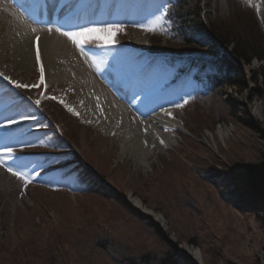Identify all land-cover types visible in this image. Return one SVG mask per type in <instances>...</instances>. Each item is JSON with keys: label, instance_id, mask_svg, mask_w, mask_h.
Listing matches in <instances>:
<instances>
[{"label": "rangeland", "instance_id": "obj_1", "mask_svg": "<svg viewBox=\"0 0 264 264\" xmlns=\"http://www.w3.org/2000/svg\"><path fill=\"white\" fill-rule=\"evenodd\" d=\"M75 1L82 3L86 0ZM87 1L90 2L88 9L104 5L107 12L118 11L120 15L113 22L120 23L121 30L96 32L80 38L92 49L108 54L103 65L95 56L82 54L71 40L55 31L57 25L34 22L12 0H0V9L9 14L16 24L27 25V30L33 35L56 33L67 41L70 48L68 71L72 78L47 82L44 75L47 90L44 101L56 97L54 100L59 104L58 107L66 110L60 113L63 120L74 127L80 139L83 137L81 149H77V152L95 171L85 168L89 176L94 177L95 182L107 186L116 198L120 195L124 199L128 198L129 202L132 198L140 199L154 214H160L165 222L161 224L154 218L133 214L115 200L82 194L83 185L76 174L66 176L64 170L46 171L52 166L47 161L48 157L27 155L25 164L28 167L23 170L32 176L27 187L0 166V245L7 246L6 250L15 255L14 259V255L12 257V254L5 252L8 261L20 264L19 259L23 258L17 255L22 249L19 242L25 241L39 247L40 253L36 254L38 264H145L144 259L153 261V264H163L170 249L181 256L179 264H262L264 203H249L250 191L239 177L247 167L264 159V62L256 59L250 65L237 62L243 75V85L225 86L216 112L212 114L207 108L204 113L213 120L210 127L195 133L192 130L196 126L192 118L194 108L192 106L184 110L183 100L188 96L182 89L187 87H183L179 81L165 92L161 89L162 82L175 70L174 65L154 59L138 72L117 63L123 51L114 48L113 42L118 41L111 40L115 35L124 37L126 47L136 50H145L152 44L149 34H145L139 25L158 17V0ZM119 1H122L121 6ZM248 1L249 5L251 0ZM202 2L204 12L209 13L211 9L206 5L207 0ZM75 4L67 12H75ZM242 14L243 19H251L249 9H242ZM256 23L258 29L263 27V22L257 17ZM80 26L72 30H78ZM49 27L53 29L51 32L48 31ZM8 28L9 23L2 20L0 72L19 83L39 85V62H35L31 69L15 62L12 48L5 39ZM212 43L216 46L221 44L215 38ZM109 49L113 50L115 63L110 61ZM227 50L229 57L232 56L235 61L231 48ZM137 59L139 62L145 61L142 56ZM104 73L111 76L114 84L104 77ZM138 76L144 81L139 87L144 88L137 92V96L143 98L137 103L133 99V84ZM7 82L5 79L0 81V108L17 97L22 100L19 106L0 111V124L6 123L8 118H19L21 112L37 116L30 100L25 97L32 94L27 89H17L11 83L10 88ZM188 86H194L191 79ZM103 101L109 107H116L117 104L125 106L131 120H144L147 117L137 113L133 107L149 109L159 104L152 113L170 109L183 129L174 130L175 142L171 146H145L147 166L136 164L130 156L120 160L118 136L115 132H107L102 126L106 119ZM177 102L183 107H176ZM58 124L61 125L59 120ZM33 126V123L27 122L23 127L0 129V132L7 131L20 138V141H12L11 144L20 157L18 152L21 150L17 149L25 148L23 141L34 145L43 137L42 132L29 133ZM220 126L228 130V134L222 138L218 135ZM52 137L53 134L50 135ZM38 143L42 144L41 141ZM46 146L57 149L54 140L43 147ZM98 151L106 152L107 155ZM53 158L64 164L66 156ZM178 163L186 166L188 181L178 185L176 193L171 190L170 196L158 194L157 178L167 175ZM95 173L101 178L98 179ZM38 174L42 178L39 179ZM68 182L73 184L78 195L73 194L71 189L59 192V187H68ZM236 183L241 198L238 206L230 198ZM234 198L238 201L237 196ZM54 229L61 231L57 240L66 242L63 244L67 247L62 250L56 247L50 253L44 249V239L49 230L53 232ZM98 238L102 239L104 245L97 243ZM184 245L200 250L201 260L185 254L182 251Z\"/></svg>", "mask_w": 264, "mask_h": 264}, {"label": "trees", "instance_id": "obj_2", "mask_svg": "<svg viewBox=\"0 0 264 264\" xmlns=\"http://www.w3.org/2000/svg\"><path fill=\"white\" fill-rule=\"evenodd\" d=\"M248 2V0H207L206 5L211 11L205 13L201 7L202 0H158V5H166L167 10L158 11L159 19L147 23L152 25L155 31L143 29L145 34H149L152 42L147 54L144 56L148 58L153 54L162 55L169 63L176 66L177 69L173 74L172 82L182 77L189 68V64L192 63L188 77L194 82V86H191L189 89L187 95L188 103L185 104L184 110L186 111L192 106L194 108L195 113L193 112L192 118L193 124L196 123V126L192 130L195 133L204 127H210L213 120L204 114L206 109L208 108L212 114L216 112L224 87H239L243 85V75L239 71V66L229 57H223L218 60H205L202 57H198L193 60L192 58H183L182 56L189 52L217 56L218 47L212 44V39L215 38L225 48H231V53L238 63L250 65L255 59L259 62L264 61V0H251L249 5ZM245 8L251 11V19L248 18L249 20L243 19L242 9ZM169 15L170 19L168 18ZM255 16L261 18L263 22L262 28L258 29ZM114 39L124 41V37L122 36L116 35ZM137 54L143 55L139 52ZM126 55L129 58L135 55V52L134 50H127ZM262 73L264 75V67L262 68ZM28 91L31 94L35 92V90ZM58 105L52 99L42 102L43 109L61 122L62 131L70 143L75 148L81 149L83 137L80 139L74 127L68 124L65 119L63 120L60 113L66 112V110L64 108L60 109ZM72 119L76 120L77 118L72 117ZM48 128L51 129L49 125L45 127V129ZM52 134L53 137L51 139L57 144V149L49 146L43 150V153L54 156L66 155V158L64 164L58 163L55 166H50L48 170H67V174L77 172L78 180L83 185L82 194H91L94 195L93 197L100 199L115 200L119 205H123L124 209L131 212L122 196L118 195L119 198H116L112 195V191L110 192L107 189V186L93 181L87 171L81 167L80 162L71 153L68 146L58 137L57 133L52 132ZM171 170H174L172 173L178 171L181 177L188 181L189 175L186 166L178 163ZM239 178L244 182L248 191H250L251 197L249 203L252 205H255V202L264 203V159L260 163L250 165L243 170ZM157 182L159 191H163L164 193H169L171 190H174L176 193L179 190L178 184H173L172 178L169 179L166 175L157 178ZM235 187L236 189L231 190L233 192H231L230 198H233V202H237L234 205L238 206L241 198L238 195L237 187L239 186L237 183ZM234 196H237L238 201H236ZM61 234L59 229H54L53 232L49 230L44 239V249L49 250L50 253L56 247H58V250L65 249L67 246L63 243L66 242L57 240ZM97 243L104 245L102 239L99 238ZM19 247L22 249H19L17 255L23 258L19 259L20 264H38L36 254H39L40 251L38 252L39 247L36 244L32 242L27 244L25 241H20ZM6 249L7 246L0 245V264H12L14 262L10 263L8 261L5 255L7 253L5 252H9V250L7 251ZM9 253L13 257L14 253ZM180 257L179 253L174 249H170L167 259L162 263L179 264ZM144 262L145 264H153L151 260L144 259Z\"/></svg>", "mask_w": 264, "mask_h": 264}, {"label": "bare ground", "instance_id": "obj_3", "mask_svg": "<svg viewBox=\"0 0 264 264\" xmlns=\"http://www.w3.org/2000/svg\"><path fill=\"white\" fill-rule=\"evenodd\" d=\"M19 2V6L29 15L30 18L35 19L44 23H55L57 25L64 26L67 30H71L82 20H76V16H81L88 18L90 21L96 22V20H105V13L102 9L92 8L87 12L89 7V2L79 3V1L73 0H57L56 6H53L54 0H14ZM76 3V11L73 13H66L67 9ZM27 9V10H26ZM85 15V16H84ZM102 15L104 19H101ZM81 17V18H82ZM106 21H112L114 18L106 17ZM5 21L9 23L8 33L5 37L10 44V48L13 51V57L18 65L24 66L25 68L31 69L35 62H39L44 67V75L47 82L52 80H59L63 78L71 79L72 75L68 71V60L70 55V48L67 41L56 33L49 34L43 32L37 35H33L29 30H27V25H19L14 22L9 14L5 13L0 9V22ZM39 37V41L36 37ZM82 43L84 41L81 39ZM39 46L40 50V60L36 59V48ZM91 52L97 57L101 63L107 59V54L93 51ZM142 83L141 78L133 84L134 93H137L140 88L139 84ZM137 96L135 101L138 102ZM159 104L149 108V109H139L133 107L137 113L145 114L147 117L144 120L137 118L136 120H131L128 109L117 104L116 107H109L103 101V110L106 114V119L102 126L107 132H115L118 137L119 144L121 146V151L119 153V159L122 160L126 156L133 158L134 162L140 166L149 165L147 162V152L145 151V146L155 145L162 147L171 146L175 142L174 130L177 128L183 129L180 121L175 119L170 109H160L159 112L153 114V109L158 108ZM258 113V111H256ZM228 134V130L220 126L218 128V135L222 138ZM163 140L164 143L160 141ZM98 153L107 155L106 152L98 151ZM9 163H12L11 158ZM178 165V164H177ZM175 165V166H177ZM179 170V169H178ZM180 170H182L180 168ZM174 170H169L166 177L172 178V183H177L181 185L182 182L187 180L182 178L180 173L174 172ZM174 174V175H171ZM161 195L170 196L172 193H164L159 191ZM133 206L144 214L151 215L156 221L161 224L164 223V218L160 214H154L149 210L140 199H132ZM182 251L185 254L191 255L196 260H201V252L198 249L190 248L184 245Z\"/></svg>", "mask_w": 264, "mask_h": 264}, {"label": "snow or ice", "instance_id": "obj_4", "mask_svg": "<svg viewBox=\"0 0 264 264\" xmlns=\"http://www.w3.org/2000/svg\"><path fill=\"white\" fill-rule=\"evenodd\" d=\"M27 10V9H26ZM161 11H166L167 6L166 5H160ZM170 19V15L168 17ZM156 19H159V17H156ZM141 28L147 30V31H155V28L147 23H143L139 25ZM122 25L120 23L116 22H104L102 24H95L92 23L91 26L82 25L78 28V30H64L61 27H56L55 31L59 32L61 35L67 37L71 42L76 45L80 52L84 55H87L88 52L85 50V45L81 41V37L88 36L92 33L96 32H105V33H111L113 30H121ZM53 29L51 27L48 28V31L51 32ZM35 31V29H33ZM36 40L39 41V37H36ZM36 59L37 61L40 60V50L39 46L36 48ZM40 84H44V67L41 64L40 67ZM0 77H3L5 80H8L11 84H14L17 89H32L37 88L39 89L40 85L38 84H23L19 83L15 80H11V78L5 76L2 72H0ZM51 99H57L56 97H50ZM135 99V96L133 97ZM63 103V101H60ZM41 101L40 99H36L34 101L35 105H40ZM188 100L184 99L183 104H187ZM183 104L177 102L176 107H183ZM67 107V105H65ZM70 111H74L72 108H69ZM78 114V113H77ZM37 120V117L31 113L25 114L23 112L20 113L19 118L12 117L8 118L6 120V123L0 124V129H7L13 125L19 126L20 124L28 121H34ZM31 132V129H29V133ZM12 141H20L19 137H15L13 133L3 131L0 132V166H3L6 168V170L12 174L13 176H16L18 179L24 182V186L27 187V185L32 181V176L30 172L24 171L23 169H26L28 167L27 164H25L21 157L17 155L15 147L11 146ZM161 143H164L163 140L160 141ZM24 147H31L32 144L27 141H23ZM11 158L12 163H9V159ZM15 165V167L13 166Z\"/></svg>", "mask_w": 264, "mask_h": 264}, {"label": "water", "instance_id": "obj_5", "mask_svg": "<svg viewBox=\"0 0 264 264\" xmlns=\"http://www.w3.org/2000/svg\"><path fill=\"white\" fill-rule=\"evenodd\" d=\"M131 206L133 207V205H131ZM133 208H134V207H133ZM134 209H136V208H134ZM136 210H137L139 213L145 215L147 218H152L150 215H148V214H144V213L140 212L138 209H136ZM261 260H262V264H264V254L261 255Z\"/></svg>", "mask_w": 264, "mask_h": 264}]
</instances>
